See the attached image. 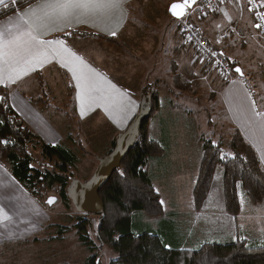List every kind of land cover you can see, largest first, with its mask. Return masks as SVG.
I'll list each match as a JSON object with an SVG mask.
<instances>
[{"label": "crops", "instance_id": "obj_1", "mask_svg": "<svg viewBox=\"0 0 264 264\" xmlns=\"http://www.w3.org/2000/svg\"><path fill=\"white\" fill-rule=\"evenodd\" d=\"M7 1L9 0H4V3ZM45 2L46 0H37L1 20L0 30L11 27L15 32V25L20 22L21 17ZM173 3L176 1L120 0L118 6L101 15L74 19L70 24L52 25L39 33L41 39L49 42L48 56L44 62L30 66L15 83L5 77L0 82V88L9 89L12 108L44 142L51 145L63 142L65 134L59 132V129L75 125L79 128L83 124H89L90 127L107 125L109 129L116 131L115 135L124 133L139 112V92L132 88L137 86L142 89L145 85H153L148 82L151 72L156 76L164 62H174L166 59L167 54L172 53L178 63L183 62L188 66L187 70L193 79L214 78V82H219L221 88V75L212 65L210 67L201 60L182 34L181 21L169 14ZM162 17L169 18L173 23L165 25L167 19L163 24ZM195 24L211 47L218 50L230 64H236V68L241 69L243 78L251 74L248 70L250 65L249 68H242L241 55H233V60L227 57L228 52L236 47L243 53H250L252 58L258 55V50L264 49L263 38L255 27L246 0H224L205 18L195 21ZM113 32L115 35H112ZM5 39L7 40V36ZM107 39H113L116 43ZM58 41H63V45ZM162 44H166L165 48ZM62 47L69 51L62 55L52 54V49ZM72 53L79 56L83 63L74 61ZM162 55L165 57L162 58ZM69 68H75L77 75L85 76H92L89 69L95 70L99 74L98 77L92 76L96 90L89 92L87 87H78ZM157 80L160 79L156 77L153 81ZM81 85H84L83 80ZM221 100L228 120L254 149L264 168V92L259 103L245 79H238L236 76L222 88ZM166 121L159 116L155 119V124L159 126ZM150 134L155 140L160 138L152 131ZM182 139L174 137L173 154L170 152L165 161L162 158L151 163L149 173L157 188L169 181L172 175L169 172L172 156L173 176L180 171L186 174L184 171L192 167L186 154L181 157V153H175L179 146L177 140ZM182 159L184 161L180 162ZM186 180L182 183L179 180L175 182V190L180 191ZM162 193L160 192L163 197ZM0 209L3 210L0 213V217H3L0 222V258L17 253L19 244L31 240L49 221L42 204L1 162ZM245 209H248L249 214H246ZM241 215L264 216V205L246 203ZM237 221L234 223L230 220L229 229L232 232L237 227L245 236L264 242V234H259L258 228L254 230L250 227L248 232L239 227Z\"/></svg>", "mask_w": 264, "mask_h": 264}, {"label": "trees", "instance_id": "obj_2", "mask_svg": "<svg viewBox=\"0 0 264 264\" xmlns=\"http://www.w3.org/2000/svg\"><path fill=\"white\" fill-rule=\"evenodd\" d=\"M35 1H7L0 5V21ZM107 41L116 43L113 39ZM206 63L211 67V62ZM237 77L247 82L245 77ZM230 82L222 78L221 89ZM156 87L150 85L143 92L139 113L148 114L141 123L135 146L99 192L105 212L99 216L98 240L118 255L111 264H264V242L245 236L237 227L231 226L233 232L229 229L230 220L236 223L245 208L243 199L251 205H264V168L257 153L236 129L228 142L202 139V159L189 211H173L169 214L172 219H166L162 196L149 167L157 159L165 161L172 152L176 134L168 120L159 124L162 136L158 140L150 134L152 115L161 109ZM0 97L3 98L0 99V162L41 204L46 206L48 194L54 193L70 210L69 188L74 181L71 171L79 163L76 153L65 145L44 142L12 108L8 88H0ZM253 97L257 101L254 93ZM29 145L41 148L44 162L53 167L35 168ZM115 145L116 141L110 153ZM219 168L223 171V187L216 191ZM89 216L78 215L72 227H56L57 240L75 228L87 249H97L89 237L92 224ZM153 219L160 221L158 230L146 222ZM182 219L186 221L181 223ZM84 264L100 263L97 256H92Z\"/></svg>", "mask_w": 264, "mask_h": 264}, {"label": "rangeland", "instance_id": "obj_3", "mask_svg": "<svg viewBox=\"0 0 264 264\" xmlns=\"http://www.w3.org/2000/svg\"><path fill=\"white\" fill-rule=\"evenodd\" d=\"M162 19L163 24L168 19L165 25L170 26L173 23L167 17L165 19L162 17ZM165 46L166 44L163 47L165 48ZM241 51L239 47H236L235 50L228 52L227 57L233 60L235 57L233 55H241L242 68L245 69L249 68V65L251 66L248 69L251 74L246 77V80L252 92L257 96V101L260 103L261 95L264 92V49L258 50V55L255 58H252L253 56L250 53H243V51L241 53ZM167 56L166 59H169V62H174H164V65L157 71L158 75L154 76L151 72L150 78H148V82L155 86L158 85L156 89L161 99V109L157 114L152 115L149 130L151 129L150 131L155 136H162V131L155 124V119L162 116L165 120L170 121L174 125L173 131L176 134L174 137L183 138L180 141L177 140L179 146L175 150V153H181V157H185L186 154L189 157L188 163L192 164L190 169L188 167L184 171L187 175L183 174V171H180L176 176H173L172 156L171 161H169V172H172L169 181L163 184L166 185L165 187L163 185H159V188L156 187L159 192H163L162 201L165 213L168 215L166 219L171 220L172 218L169 214H172L173 211H178L179 213H187L189 211L188 206L190 205V198L202 159V139L211 138L215 143L221 140L228 142L233 138L236 130L228 120L223 108L221 100L222 89L219 82L215 83L214 78H209L208 80L203 78L193 79L187 70L188 66L184 65L183 62L178 63L177 59L173 58L172 53L167 54ZM164 57L162 55V58ZM156 77L160 80L153 81ZM148 86L150 85H145L142 89L137 86L132 88L135 92H139L137 97L139 109L143 92ZM63 106L68 110L66 105ZM67 113L73 115L70 111H67ZM58 131H62L65 134L64 140L60 145L71 148L79 159L78 165L72 168L71 173L74 176L73 180L81 183H86L93 177L100 165V161L110 153L112 143L116 141L118 136L115 135L116 131L109 129L107 125L103 127H90L89 124H83L81 128L75 125L70 128L59 129ZM29 151L33 154L35 168L44 169L51 165L44 162L41 148L35 149L32 145H29ZM179 161L182 162L184 159ZM50 167L53 166L51 165ZM222 175L223 171L219 168L214 184L216 191L218 189L222 190ZM178 180L180 183L186 180L180 191L175 190ZM53 194L49 193L44 202L46 203L50 197H56L58 202L53 207H49L47 203L46 206L42 204L49 217V221L44 225L42 231L34 234L33 238L27 243L19 244L17 253L1 257L0 264H84L92 256H97L100 264H111L116 260L118 255L110 247L101 244L98 240L99 216H89L92 222L89 226V237L95 243L97 249L93 251L87 249L81 243L77 229L75 228H71L63 239L57 240L58 229L56 227H72L76 224L73 219L78 215H82V213L78 211L73 202L71 209L67 210L61 199ZM242 196L243 194H241ZM242 202L250 203L244 201V199ZM246 214H249L248 209L246 210ZM184 219L180 222H185L186 220ZM237 220L239 227L246 231L249 232L250 227L254 230L258 228L259 234H264V216L259 215L257 217L254 215L253 217H249L247 215L244 217L240 214ZM146 222L152 228L158 230L160 225L159 220L153 219Z\"/></svg>", "mask_w": 264, "mask_h": 264}, {"label": "snow or ice", "instance_id": "obj_4", "mask_svg": "<svg viewBox=\"0 0 264 264\" xmlns=\"http://www.w3.org/2000/svg\"><path fill=\"white\" fill-rule=\"evenodd\" d=\"M119 2L120 0H46L37 8L25 13L20 22L15 25V32L12 31L11 27L0 30V82L7 77L9 81L15 83L20 76L29 70L30 66L44 62L48 56L47 45L49 42L40 38L39 33L41 31L47 30L52 25L70 24L74 19L80 20L83 17L101 15L118 6ZM195 2L196 0H190L192 4ZM185 3H189V0H185ZM0 4H4V0H0ZM182 7L183 5L174 4L171 9L173 15H182V13L177 12V9ZM255 27L260 28L261 25L256 24ZM112 35L115 33L113 32ZM6 36L7 40L5 39ZM57 43L63 45V41ZM68 51L62 47L52 49V54L62 55ZM71 55L74 61L83 63L75 53ZM69 70L73 72L78 87H87L89 92L96 90L92 76L98 77L99 74L95 73V70L89 69L92 76L77 75L75 68H69ZM236 71L241 72L239 68ZM81 80L84 81V85H81ZM0 99L3 98L0 97ZM256 115L260 114L256 113ZM54 202V198H50L48 201L49 204ZM2 212L3 210L0 209V213ZM2 220L3 217H0V222Z\"/></svg>", "mask_w": 264, "mask_h": 264}, {"label": "water", "instance_id": "obj_5", "mask_svg": "<svg viewBox=\"0 0 264 264\" xmlns=\"http://www.w3.org/2000/svg\"><path fill=\"white\" fill-rule=\"evenodd\" d=\"M199 1L200 0H196L194 4L190 3V0L189 3H185V0L173 3L169 9V14L175 20L181 21ZM174 4L183 5L182 8L177 9V12L182 13V15H173L171 9ZM236 69L237 68H235L236 75L243 77L242 71L237 72ZM147 114V112L139 113L127 130L118 135L114 150L100 161L99 167L88 182H73L69 188V197L80 213L96 216H102L104 214L105 205L99 196V192L109 183L114 173L121 167L128 153L135 146L136 140L140 134L141 123L146 118ZM50 198H54L55 202L49 204L48 201ZM50 198H48L46 203L49 207H53L58 202V199L56 197Z\"/></svg>", "mask_w": 264, "mask_h": 264}, {"label": "built area", "instance_id": "obj_6", "mask_svg": "<svg viewBox=\"0 0 264 264\" xmlns=\"http://www.w3.org/2000/svg\"><path fill=\"white\" fill-rule=\"evenodd\" d=\"M181 2L183 0H174ZM224 0H200L192 10L181 20V32L186 37L190 46L197 52L201 60L212 63L215 70L225 81H233L236 78L235 68L216 49L211 47L206 37L195 24V21L205 18L215 6ZM251 11L254 24H260L257 28L264 41V0H246Z\"/></svg>", "mask_w": 264, "mask_h": 264}]
</instances>
